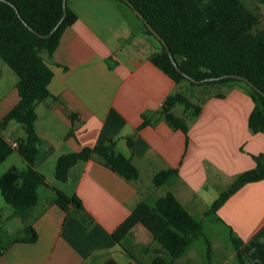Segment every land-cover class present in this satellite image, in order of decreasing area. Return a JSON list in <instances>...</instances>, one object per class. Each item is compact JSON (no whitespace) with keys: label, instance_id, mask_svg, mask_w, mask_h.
<instances>
[{"label":"crops","instance_id":"crops-1","mask_svg":"<svg viewBox=\"0 0 264 264\" xmlns=\"http://www.w3.org/2000/svg\"><path fill=\"white\" fill-rule=\"evenodd\" d=\"M120 2L73 0L72 8L66 2L77 19L64 30L49 61L53 72L50 95L35 106L39 143L34 168L50 187L38 189L37 204L27 214L35 242L23 241L25 223L12 217L13 212L3 216L6 207L0 199V264H141L140 252H147L146 245L153 240L148 231L136 224L128 234L139 233L132 234L137 237L129 248L122 244L128 234L119 242L112 234L139 204L154 206L162 197L154 196L155 190L163 186L164 193H172L192 216L200 202L207 206L203 217H211L213 224L228 233L236 257L239 251L245 264H264V179L243 185L215 212H209L239 174L255 167L253 156L264 153V133H253L248 126L254 108L248 88L223 85V96L206 98L199 113L186 119V131L172 128L161 107L176 85L152 64L154 52L142 53L135 46L125 49L128 29L123 17L127 14ZM255 14L264 18V9ZM137 31L145 34L141 28ZM2 62L0 131L9 143H17L24 138V130L8 121L19 104L17 76ZM144 120L149 122L144 124ZM106 139L116 141V150L135 166L138 179L127 181L96 160H79L65 181L56 178L61 155ZM13 153L25 167L22 157ZM164 170L173 172L155 186L153 177ZM55 190L77 197L83 211L72 205L60 208ZM14 218L22 223L16 235L10 229ZM197 221L204 236V222ZM197 238L172 264H178Z\"/></svg>","mask_w":264,"mask_h":264},{"label":"trees","instance_id":"trees-1","mask_svg":"<svg viewBox=\"0 0 264 264\" xmlns=\"http://www.w3.org/2000/svg\"><path fill=\"white\" fill-rule=\"evenodd\" d=\"M119 1L140 13L164 41L180 69H176L165 45L143 22L144 32L154 36L160 44V50L150 55V61L168 75L177 88L165 98L161 107V114L172 128L186 131V119L199 113L206 98L221 97L223 85L239 82L246 84L254 102L248 119L249 129L253 133H264V24L243 0ZM257 2L264 4V0ZM76 19L67 6L64 16L63 0H0V58L16 74L19 95V104L8 121L19 123L25 134L17 147H13L0 131V165L13 152L25 162V167L12 166L0 176V194L14 210L11 216L25 223V242L36 240L34 229L27 224V214L37 204L38 189L50 187L44 175L34 168L39 143L34 126L35 106L50 95L48 85L53 72L49 61L64 30ZM185 75L201 82L195 83ZM206 78L214 79L207 81ZM184 81L198 86L196 88L202 92L198 103L179 91ZM213 87L216 89L212 90ZM177 104L184 106L181 116L172 111ZM148 122L144 120V124ZM128 140L131 145V139ZM253 159L255 167L234 179L212 203L210 213L243 185L264 179V153L254 155ZM79 160H96L127 181L139 176L131 161L116 150L114 139L61 155L56 164V178L65 181L69 169ZM172 172H158L153 177L154 185H162ZM55 193V202L60 208L72 205L79 212L83 211L77 197H68L59 190ZM136 224H141L161 247L154 251L152 264H172L193 238L202 235L201 222L194 219L170 192L152 207L139 204L114 230V239L119 242ZM233 244L238 250V241L234 239ZM163 252L170 255L171 261L163 258ZM237 258L245 264L239 251Z\"/></svg>","mask_w":264,"mask_h":264},{"label":"rangeland","instance_id":"rangeland-1","mask_svg":"<svg viewBox=\"0 0 264 264\" xmlns=\"http://www.w3.org/2000/svg\"><path fill=\"white\" fill-rule=\"evenodd\" d=\"M68 7H73V0H68ZM244 4L248 6L249 9L253 10L255 13H259V10L264 9V6H259L257 0H243ZM123 5L124 13L127 14V17H123V24L128 29V34L126 37H128V40L123 42V46L125 49H132L134 46L140 50L142 53H150L155 52L156 47H159L160 50V44L158 40L150 35V34H140L137 29L141 28L144 30V26L142 23V20L134 13L135 11L129 7L127 4L120 2ZM260 7V8H259ZM261 18V23L264 24V18ZM135 28V29H133ZM113 40H115L113 38ZM116 42V40H115ZM122 44V43H121ZM2 61V60H0ZM4 63V62H2ZM7 69L12 72L10 67L5 63ZM241 84L244 87L247 88L245 83H236ZM196 87L198 86H192L189 82L184 81L182 82L181 89L179 91L183 92L186 95H190V99L194 103H198L199 100L202 98L203 94L199 91ZM216 89L213 87L212 90ZM210 90V91H212ZM192 91V92H191ZM184 110V106L181 104H177L174 109L173 113L176 116H181L182 112ZM21 161V158L16 154L13 153L10 160L3 164V166H0V172H6L8 169V164H14L17 168H22L18 164V162ZM5 168V169H4ZM149 186L154 187L152 182L149 180L146 181ZM155 189V188H154ZM164 189L165 187L158 188V190H155L154 196H164ZM0 199L3 203V205L6 207V210L2 211L3 216L7 217L10 212H13V208L6 204L3 198ZM208 209L207 206L202 205L200 202L199 206L191 211L193 216L197 220H202L203 223V235L199 236L196 240H194L192 244V248L190 249L187 254L182 256L180 258L178 264H221L222 262H225V264H240L238 258L236 257L234 253L233 245L230 241L228 233L223 230L219 224H213L210 219L211 217H203V213ZM1 226V224H0ZM22 223L19 220V218H14L13 221L10 223V229L12 235L19 234L18 231L21 229ZM139 233V232H132L131 234H128L127 237L123 238L122 244L126 248H129V243H134L135 238L132 237V234ZM139 240V237L138 239ZM145 246V244H143ZM148 247V251L143 253L140 252V260L142 261L141 264H151V260L154 258L155 253L154 251L156 249H160V245L157 241H150L146 245ZM132 250V249H131ZM163 258H165L168 261H171V257L167 252L162 253ZM188 257V258H187ZM177 264V262H176Z\"/></svg>","mask_w":264,"mask_h":264},{"label":"water","instance_id":"water-1","mask_svg":"<svg viewBox=\"0 0 264 264\" xmlns=\"http://www.w3.org/2000/svg\"><path fill=\"white\" fill-rule=\"evenodd\" d=\"M66 2H67V0H63V8H64V16L66 15V6H67V4H66ZM135 11V13L137 14V16L147 25V27L149 28V30L155 35V37H157L164 45H165V43H164V41L160 38V36L154 31V29L149 25V24H147V22H146V20H144L143 18H142V16L140 15V13L139 12H137L136 10H134ZM61 22V21H60ZM59 25V24H58ZM58 25L54 28V30L58 27ZM53 30V31H54ZM52 31V32H53ZM52 32H51V34H52ZM165 47H166V50H167V52H168V55H169V57H170V59H171V61H172V63L174 64V66L176 67V69L178 70V71H180V69H179V67H178V65H177V63L175 62V60H174V58H173V56H172V54H171V52L169 51V49L167 48V46L165 45ZM204 71H206V69H203ZM182 73V72H181ZM183 74V73H182ZM184 75V74H183ZM188 79H190L191 81H193V82H195V83H199V82H201V81H197V80H194V79H192L191 77H189V76H187V75H185ZM214 78H206L205 80H207V81H211V80H213ZM251 86H252V84H250ZM264 95V94H263Z\"/></svg>","mask_w":264,"mask_h":264},{"label":"built area","instance_id":"built-area-1","mask_svg":"<svg viewBox=\"0 0 264 264\" xmlns=\"http://www.w3.org/2000/svg\"><path fill=\"white\" fill-rule=\"evenodd\" d=\"M11 145H12L13 147H17V143H16V142H12Z\"/></svg>","mask_w":264,"mask_h":264}]
</instances>
